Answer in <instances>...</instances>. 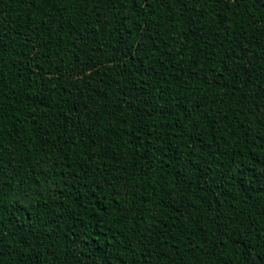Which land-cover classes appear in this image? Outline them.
<instances>
[{"label": "trees", "instance_id": "1", "mask_svg": "<svg viewBox=\"0 0 264 264\" xmlns=\"http://www.w3.org/2000/svg\"><path fill=\"white\" fill-rule=\"evenodd\" d=\"M261 4L0 0V264H264Z\"/></svg>", "mask_w": 264, "mask_h": 264}, {"label": "snow or ice", "instance_id": "2", "mask_svg": "<svg viewBox=\"0 0 264 264\" xmlns=\"http://www.w3.org/2000/svg\"><path fill=\"white\" fill-rule=\"evenodd\" d=\"M110 2L113 4V6H115L116 4H123L125 2H129L130 7L133 4H144L145 6H147V0H110ZM168 2L179 3L184 8L185 12H193L195 10V0H192L191 3L190 0H168ZM213 2L222 4L225 8H227L229 3H235V5L239 7L245 2V0H213ZM253 2H256V0H253ZM260 6L264 8V4H261ZM8 254V249L4 247L3 241L2 239H0V259Z\"/></svg>", "mask_w": 264, "mask_h": 264}]
</instances>
